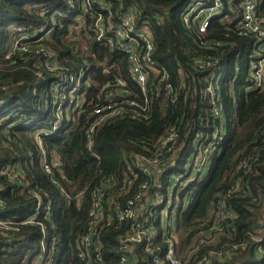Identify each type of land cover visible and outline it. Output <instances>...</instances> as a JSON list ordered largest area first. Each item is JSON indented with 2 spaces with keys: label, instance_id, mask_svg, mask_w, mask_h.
<instances>
[{
  "label": "trees",
  "instance_id": "trees-1",
  "mask_svg": "<svg viewBox=\"0 0 264 264\" xmlns=\"http://www.w3.org/2000/svg\"><path fill=\"white\" fill-rule=\"evenodd\" d=\"M123 1L136 9L139 24L147 25L152 31L157 47L155 57L167 69L168 83L179 89L184 81L186 87H182L174 102L164 95L155 99L150 121L123 118L98 126L93 148L101 158L96 159L91 155L84 126L88 111L53 130L55 112L50 85L59 76L40 74L33 64L41 66L50 59L36 54L24 59L6 58L14 41V26L34 30L44 24L51 25L40 9L42 6L63 9L62 1L0 0V99L4 100L3 105L0 104V203L10 208L13 212L10 215L17 219L35 210V201L22 191V186L1 174L7 165L20 163L26 175L40 181L53 200L52 217L60 242L58 264H77L75 242L86 231L91 193L100 184L99 169L105 173L120 172L125 151L144 150L146 144L154 142L175 123L182 127L179 141L184 144L180 157L183 162L192 151L197 134L210 131L212 104L205 92L207 84L212 83L216 105L223 109L226 117L228 135L220 145L208 176L192 185L195 194L189 210L177 218L181 264L194 263L193 257L188 258L189 251L199 244V239L191 227L198 218H208L212 199L220 191L229 194V207L234 212L232 227L225 233L204 234V242L195 252L196 259L212 256L208 264H264V256L255 250L256 237L264 234V89H253L246 71L238 76L235 73L236 67L244 69L249 64L245 51L252 39L239 34L237 21H229L226 13L214 16L205 33L187 28L180 9L189 0ZM222 17L226 19L221 21ZM75 21L73 16L58 18L57 24L51 25L44 44L54 51L55 59L65 69L78 72L89 67L92 82L86 83L87 96L94 97L102 84L117 76L139 92L124 55L93 40L88 41L87 55L82 54L79 40L72 39L76 31L72 32L70 26ZM239 54L245 56L238 60ZM180 72L184 73L183 80ZM6 94L10 97L6 98ZM22 116L33 126L20 122ZM35 125L51 131L43 135L44 145L51 157L60 158L65 178L58 172L49 175L41 166L40 151L33 137ZM54 175L61 186L52 182ZM237 184L240 189L231 192ZM80 192L83 197L78 205ZM127 226L124 222L120 228L110 226L102 232L105 264H119V236ZM40 241L38 226H21L14 246L0 235V264H33L39 254ZM156 244L163 245L162 240L157 238ZM218 253L223 254L222 258L215 256ZM147 264L155 263L148 261Z\"/></svg>",
  "mask_w": 264,
  "mask_h": 264
},
{
  "label": "built area",
  "instance_id": "built-area-1",
  "mask_svg": "<svg viewBox=\"0 0 264 264\" xmlns=\"http://www.w3.org/2000/svg\"><path fill=\"white\" fill-rule=\"evenodd\" d=\"M64 8L42 6L40 13L46 15L51 25L58 18L73 16L76 21L70 26L72 39L79 40L82 54L88 51V41L108 46L111 50L126 57L129 72L138 86L133 91L128 83L117 76L98 88L94 97H88L86 83L92 82L90 70L82 68L78 72L65 69L56 54L44 40L51 33V25L44 24L34 30L23 25L14 26V41L6 58H29L33 55L50 59L41 66H35L39 73L58 75L60 79L50 85L51 105L54 113L53 130L63 126L64 121H75L79 115L88 111L84 124L91 155L100 159V153L93 148L94 135L98 126L118 119L128 118L150 121L155 99L164 98L176 101L185 82L176 89L168 83L167 69L157 62L156 44L152 31L138 21L136 9L123 0H61ZM264 0H189L180 9L184 24L189 29L201 33L207 31L214 16L226 13L229 21H237L239 34L252 39L245 55L249 59L247 67H236V75L246 71L253 89H264ZM92 20L88 24L89 20ZM222 17L221 21H224ZM161 21V19H160ZM74 48H77L74 45ZM87 55V54H86ZM89 55V54H88ZM237 57L240 60L241 56ZM109 72V69H105ZM89 71V76L87 75ZM224 69L223 72H225ZM180 72V78L184 79ZM6 89V86H4ZM207 96L211 98L212 115L209 119L210 131L199 132L193 141V149L183 162L180 161L184 144L180 143L182 127L172 124L154 142L146 144L144 150L125 151L124 164L116 174L105 173L99 169L100 184L91 193L86 231L76 238L75 249L77 264H105L104 246L101 234L107 227L120 228L127 222L126 230L120 234L118 249L119 264H181L179 256L180 234L177 218L188 211L193 201L195 189L192 187L202 181L214 166V158L225 141L228 130L223 109L216 105V92L212 83L206 86ZM3 99L0 104L3 105ZM50 104L47 105L48 109ZM20 115L19 112L16 113ZM32 125L22 116L20 122ZM213 121V123H210ZM35 125L33 137L40 151V164L51 175L60 173L63 178L61 161L58 156H50L44 145L43 135L50 130ZM240 166V165H239ZM244 167H247L246 164ZM240 169V168H238ZM1 174L12 183L22 186V191L35 201V210L28 216L17 219L12 210L0 203V235L10 244L21 230V226L40 227L41 244L39 254L33 264H58L60 242L56 222L53 220V200L40 181L29 178L20 163H11L4 167ZM52 182L61 186L57 176ZM240 189L237 184L231 192ZM62 191L65 189L62 186ZM83 192L78 193L80 205ZM49 196V199H45ZM228 193L217 192L209 206V216L205 220L198 218L191 230L199 244L202 236L209 233H225L232 227L234 212L229 207ZM7 217V218H6ZM188 234V232L186 233ZM163 245L156 244V239ZM199 244L192 246L189 257L193 264H208L212 256L196 259L195 252ZM5 250V248H4ZM255 250L264 256V234L256 237ZM220 258L222 253L217 255ZM149 259V260H148Z\"/></svg>",
  "mask_w": 264,
  "mask_h": 264
},
{
  "label": "water",
  "instance_id": "water-1",
  "mask_svg": "<svg viewBox=\"0 0 264 264\" xmlns=\"http://www.w3.org/2000/svg\"><path fill=\"white\" fill-rule=\"evenodd\" d=\"M5 97H6V98H9V97H10V94H6ZM12 243H13V242H10L11 245H13Z\"/></svg>",
  "mask_w": 264,
  "mask_h": 264
}]
</instances>
